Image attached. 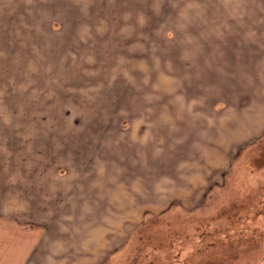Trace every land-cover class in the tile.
I'll return each instance as SVG.
<instances>
[{"label": "rangeland", "instance_id": "obj_1", "mask_svg": "<svg viewBox=\"0 0 264 264\" xmlns=\"http://www.w3.org/2000/svg\"><path fill=\"white\" fill-rule=\"evenodd\" d=\"M200 8V0H0L1 163L92 157L104 191L107 162L109 227L149 206L135 180L143 166L170 182L162 178L157 199L176 181L195 186L181 201H200L146 213L103 264H264V133L238 150L251 118L256 134L264 127L263 107L245 105L248 85H231L243 78L242 60L195 58L199 43L185 36L200 31ZM185 143L176 151L190 148L188 161L203 148L202 161L186 166L195 169L188 182L172 167V145Z\"/></svg>", "mask_w": 264, "mask_h": 264}, {"label": "crops", "instance_id": "obj_2", "mask_svg": "<svg viewBox=\"0 0 264 264\" xmlns=\"http://www.w3.org/2000/svg\"><path fill=\"white\" fill-rule=\"evenodd\" d=\"M200 3L201 15L195 22L200 31L186 35V43H199L196 47L200 50L195 53V58L201 59L202 66L209 63L208 60H242L240 71L243 78L237 83L231 79V85H248L250 97L245 105L250 103L251 106L252 100L256 99L263 107L264 116V15L254 13L257 10L264 13V0L260 3L258 0H200ZM235 11L239 13V19L233 14ZM222 12H225L224 17ZM204 60L207 61L204 63ZM231 69L227 71L228 76ZM213 71L218 73L219 69ZM255 71L259 74L258 80L251 78ZM251 122L250 137L240 142L238 150L264 133L263 127L256 134V118H251ZM187 144L172 145L175 149L172 150V167H176L178 176L184 182L189 181L190 171L195 170L186 166H195L203 159V148L199 156L190 161L187 160L193 155L190 148L182 153L176 151ZM63 158L65 161L59 164L25 163L16 164L14 168L0 162V264H103L125 242L146 213H159L165 210V202H180L186 195L193 196L190 192L195 186L190 184L191 181L189 191L182 186V182L176 181L179 185L170 194L164 190L163 199L155 198V195L158 197V190L165 188L162 178L166 181V175L162 177L159 172L146 170L143 166L138 169L136 179L128 174L127 179L142 182L144 192L146 190L151 197L147 200L149 206L138 207L131 219L120 221L116 227H109L105 222L101 226L108 212L113 213L114 201H106L113 190L112 184H105L111 178L110 164H102L104 170L110 173L108 176L105 174V189L102 191L96 185L94 176L98 163L92 157L86 159L75 154L72 164L70 156L64 154ZM182 168L186 169L185 174H182ZM220 175L215 182H206L205 179L207 187L219 182ZM167 184L170 186V182ZM99 197L102 199L99 200ZM198 201L192 198L181 203L189 202L192 207Z\"/></svg>", "mask_w": 264, "mask_h": 264}]
</instances>
